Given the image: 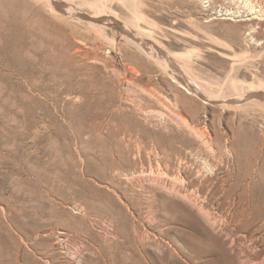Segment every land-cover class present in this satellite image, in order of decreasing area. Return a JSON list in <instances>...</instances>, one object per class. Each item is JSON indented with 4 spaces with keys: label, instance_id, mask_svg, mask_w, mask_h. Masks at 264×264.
Returning a JSON list of instances; mask_svg holds the SVG:
<instances>
[{
    "label": "rangeland",
    "instance_id": "obj_1",
    "mask_svg": "<svg viewBox=\"0 0 264 264\" xmlns=\"http://www.w3.org/2000/svg\"><path fill=\"white\" fill-rule=\"evenodd\" d=\"M150 3L139 25L165 56L142 55L117 32L94 39L83 28L77 54L64 32L73 26L34 16L23 0H0V264H245L223 254L177 205L149 202L148 173L166 169L165 150H199L207 133L210 154L198 151L207 177L233 169L249 209L264 215V103L205 104L179 89L171 59L163 67L155 58L185 54L172 61L214 92L235 76L246 92L255 84L264 94V26L239 21L264 0Z\"/></svg>",
    "mask_w": 264,
    "mask_h": 264
},
{
    "label": "bare ground",
    "instance_id": "obj_2",
    "mask_svg": "<svg viewBox=\"0 0 264 264\" xmlns=\"http://www.w3.org/2000/svg\"><path fill=\"white\" fill-rule=\"evenodd\" d=\"M23 1L31 6L34 16H40L41 13H46L50 15V18L59 21L58 24H60V21H62L66 23L68 26H73L75 30L69 27L64 32L65 35H67L72 40L71 47L74 49H76L77 46L76 43L79 44L78 40L85 41V39L82 37V34L78 32L79 29L83 28L85 30L87 29L90 31L91 30L94 31V36H95L94 39H99L101 37L107 39L108 38L107 32H109L110 30L113 32H117L119 40L120 39L123 40L125 43L134 47L139 53L148 56L149 58L155 57L154 55L158 53L163 55L162 51L164 50H161L160 53V50L155 48L156 47L155 45H154L155 47H153V45H150L148 43L149 33L139 25V21L142 20V15H141L142 9L143 10H145L144 8L152 9L153 5L152 3H150L151 1H158L160 3L161 2L163 3V0H23ZM255 6L256 5L254 6L252 5L249 11L252 13L249 19H240L239 21H249L246 24L250 27H253V25L264 26V23H260L261 21H259L260 20L259 17L264 15V10H262L264 9V3L262 6L259 5H257L256 7ZM126 11L131 12L132 15L127 16ZM236 17H240L239 14ZM47 23L48 26L54 27L53 29L60 27V25L58 24H57L58 26L49 25L54 23L53 21H47ZM59 29L62 31L61 28ZM41 30L42 29H39V32H41ZM90 39L91 38H89L88 40L90 41ZM109 41H110L109 45L110 46L112 45L114 49V46H116L115 40L112 39ZM211 41L215 42L214 44L216 45L218 44L221 45L220 41L217 38H214V36L210 38V42ZM96 42L97 41H95V43ZM234 46L238 50H243L242 47L239 46V44H236ZM98 49L100 48L97 45V50ZM68 51L70 50L67 49V52ZM81 51L83 50L76 49L74 52H76L77 54L79 53L83 54L84 51L83 52ZM94 52H96V49L94 50ZM76 53L74 55H76ZM177 54L166 55L167 59L163 58L164 61L158 59V57L155 59H157L160 63H162L164 65L163 67H165V64L170 65L169 63L172 62L173 64L171 63V66L175 65L178 69L181 70V74L180 72L179 74L177 73L178 74L177 78L172 76V74L171 76L174 79L175 78L177 79V81L175 80V83L177 82V86L179 87V89L182 92H184L186 95L194 96L199 100H201L203 103L210 104L211 106L217 105L222 108H228L233 110L234 109L236 110V108L243 109V107L246 109L247 104L250 102V99H252L251 106L253 104L257 105L260 102L264 103V100H261L264 99V94H261V92L259 94L258 90L260 88L258 89V86H255V84L254 85L248 84L249 87L253 89L250 92H246L245 91L246 84L244 83V81L237 80L236 78H234L235 76L232 77L231 80H227L228 83L230 82L229 83L230 86L228 85L229 88L228 87L225 88L226 86L224 85L225 86L224 89L226 90H223V92L221 91L214 92L215 89L212 90L211 88L212 83H209L208 81H203L201 78L195 79L196 76L195 77L193 76L194 77L193 78L192 75H190V73L192 74V72L190 73L184 72V70H182L183 67L181 68L182 64L179 63L180 65H178L177 63L172 61V59L174 60L177 58L176 60H178V58L186 57L185 54H180V55ZM243 55L244 54H242V56ZM239 58H241V54ZM168 60H170L169 63ZM240 62H242V60ZM186 65L188 67L189 64ZM239 65L240 64L236 66ZM182 66H184V64ZM184 76L187 77L188 80H186ZM183 81H185L186 83H183ZM217 90H221V89L219 88ZM212 142H213V138L211 137V135L207 133L206 135L199 136L200 149L203 148V151H205L206 154L209 153V151L211 150L210 147ZM199 146L197 145V147ZM227 148L228 146L226 147V149ZM199 150L194 146H189L186 147L185 149H179L176 151L175 149L171 151L165 150V158H166L165 160L167 162L166 169H164L163 171H157L152 169L149 170L148 174H150V176L152 177V180L155 183V187L153 186L154 199L149 200L148 198L150 195H148L147 199L149 200V202L152 200L151 203L153 202L155 203L156 200L159 201L161 198H164L165 200L169 201L168 203H170L171 205L173 204L177 205L178 208L183 212L182 214H185L190 219V221H192L194 227L199 232H201L203 235L207 237L213 238V240L218 245H220L221 247L220 249L223 254L229 256V253L230 254L232 253L233 256L231 255V257L234 258V256L235 257L237 256V261H239L238 257H243L244 258L243 261H245V264L246 263L264 264V245H263L264 215L255 216L252 210L249 209L247 197L243 192L244 189L241 185L238 184L237 178H235L234 176L235 172L233 169L231 170V168H229V171L227 169L228 173L227 174L225 173L226 175L223 176L225 178H222L220 180L215 177H207L208 172L204 164V161L202 159L203 163H201L202 161L200 162V160L198 159L200 156L198 154ZM128 158L130 159V157ZM123 160H124V156H123ZM117 165H119V163ZM133 174L124 172V170L123 172H119V175L123 177L131 176L132 178V176L134 177ZM140 176L143 175L140 174ZM131 178L129 179L131 180ZM247 186L249 185L247 184ZM149 205L150 206L147 207L149 209L150 215L153 217L155 215L156 210L154 209V206L152 204ZM61 235H59L58 238H61ZM238 243L240 244V246L242 245V243L247 244L245 246L247 248L244 247V249H247L246 252L240 250L239 245H238L239 247L237 248L236 244ZM242 248L243 247H241V249ZM247 251L250 252L251 254L247 253Z\"/></svg>",
    "mask_w": 264,
    "mask_h": 264
}]
</instances>
